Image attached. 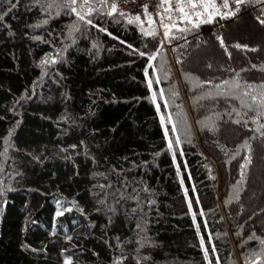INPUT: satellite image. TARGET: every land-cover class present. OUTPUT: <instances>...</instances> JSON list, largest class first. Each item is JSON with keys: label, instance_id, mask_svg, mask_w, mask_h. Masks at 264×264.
<instances>
[{"label": "trees", "instance_id": "1", "mask_svg": "<svg viewBox=\"0 0 264 264\" xmlns=\"http://www.w3.org/2000/svg\"><path fill=\"white\" fill-rule=\"evenodd\" d=\"M51 2L0 0V264H64L67 257L72 264H208L196 223L212 264L217 256L220 264H245L260 246L244 241L253 232L264 238V137L248 131L256 127L251 121L244 128L233 122L235 113L226 114L238 101L194 103L204 89L191 90L184 73L221 83L236 75L225 68H249L240 72L242 83L264 81V72L250 67L264 64V25L256 19L264 5H243L233 19L217 18L187 40L165 43L150 62L162 36H145L115 16L95 15L98 27L86 26L63 11H44ZM74 22L79 31L69 36ZM237 43L258 51L232 47ZM61 49L57 63L41 66ZM149 78L165 92L161 113H172L177 124L175 156ZM209 117L214 130L200 123ZM252 136L251 164L241 178L248 153L231 157Z\"/></svg>", "mask_w": 264, "mask_h": 264}, {"label": "snow or ice", "instance_id": "2", "mask_svg": "<svg viewBox=\"0 0 264 264\" xmlns=\"http://www.w3.org/2000/svg\"><path fill=\"white\" fill-rule=\"evenodd\" d=\"M37 2L39 3L40 0H37ZM127 2L128 0H52L51 3L47 4V6L42 5V7L46 12H49L53 8L56 9L57 17L63 11L67 15L74 16L76 21L82 22L84 25L92 27H98L93 23V19L91 18L95 15H106L108 17L115 16L117 17L116 22H119V18H124L127 20L128 24L136 25L143 35L153 39L161 36V32L157 29L158 22L159 29H162V38L156 39V44L154 45L156 50L151 54H147L148 61L154 62L160 56L165 43L187 40L188 34L199 30L202 25L216 22L217 17L220 19H228L230 17L236 16L243 5H264V0H156V12L154 18V15L148 11L147 4L141 5V12H137L135 14L124 12L119 7V5L121 3ZM132 2H136V0H132ZM14 6L15 5H13V7ZM142 16L144 19H142ZM2 18L3 17L0 16V19ZM256 19L261 25H264V8H261L259 14L256 16ZM42 23L47 24L48 20H43ZM145 24H147L149 27L146 28ZM39 26L40 25H34V27ZM69 27L71 29V31L68 33L69 36H72L73 32L79 31V24L75 22ZM99 31L104 32L106 29L99 28ZM109 35H111V33H109ZM35 39L41 40L42 37L38 36L35 37ZM217 39L219 40L220 46L224 49L229 59H231V53L228 51V46L225 45L223 37L218 36ZM121 43H123V41H121ZM93 47H96V45L93 44ZM128 47H131V45ZM181 47H183V45H181ZM232 47L240 50L253 52L258 51L256 48H248L247 45H241L239 43L232 45ZM65 50L66 49H61L56 53V56H53L51 53L48 54L41 60V66H50L57 63L58 60L56 57L61 56ZM133 51L138 50L133 49ZM139 55L143 57L146 55V53L139 51ZM177 62L182 63V61L179 59ZM207 67L211 68L212 65L208 64ZM250 67L251 69L258 68L259 71L264 72V64L259 66L256 64H251ZM148 68L155 70L156 65L154 63H149ZM224 70L235 72V78L232 80L225 79L221 83H216L215 80L211 78L201 80L198 76H194L191 73H184V79L190 85L191 90L195 91L196 89H204L201 94L193 98L194 103H199L205 99L216 100L217 98H223L226 102L238 101L239 107L230 105V110L226 114L231 118L232 114L235 113L236 119L233 122L241 125L244 128H247L249 121H251V123L255 124L256 127L254 129L249 128L248 131L258 133L259 137H264V123L260 122L261 119H264V81L260 83H249L247 80H244L242 83L240 72L249 71V68H241L240 72H236L234 68H225ZM148 75L149 74L146 71L145 76L147 77ZM167 78V71H165V79ZM160 83L161 77L156 75L155 84L159 85ZM147 86L151 90V101L155 105L157 112L160 113V123L164 127L165 136L168 138V148L169 150L173 151V156H175V148L181 144V138L179 135H175L177 132V124L173 121L172 113H161L158 99H163L165 92L163 89H159L157 92V90L153 88L152 78L147 80ZM213 89H215V91H213ZM178 95L179 93L173 89V98H177ZM168 104L169 101L164 99V105L166 108L168 107ZM177 107L182 106L178 105ZM249 113H253V115L249 116ZM210 121L211 117H209L206 121H201L200 123L206 127H212L214 130V125L210 124ZM168 125H171V133L173 134L172 136L169 135ZM255 139H257V136H252L249 139H245L240 145V148L236 149L235 154H233L231 157V159H235L242 149L246 150L248 153V155L245 157L244 163L239 167V174L241 178H243L248 165L251 164V144L249 141ZM220 149L225 156L229 155V152L231 151L222 145L220 146ZM182 154L183 152L181 149V155ZM181 183H183V180H181ZM100 187L104 186L100 185ZM234 191H236L235 188ZM185 192L187 193V189H185ZM2 194L3 193L0 192V195ZM100 202L103 203V200ZM231 202V200L225 201V203ZM196 203L197 205L199 204L198 198L196 199ZM188 208L190 211L193 208L191 200L188 201ZM66 211H71V209H66ZM81 211L83 210L81 209ZM63 215L64 211H58L56 213L57 217ZM199 216L201 218L204 217V210L202 208L199 209ZM196 217L197 213L193 211L192 218L194 222H196ZM203 226L205 231H208V220L206 218L203 219ZM140 227L141 226L138 224L137 228L139 229ZM196 231L200 238L199 242L200 247L203 250V255L208 261V264H212V260L209 258V249L205 244L204 235L200 232V223H196ZM216 235L217 239H219L220 234L217 233ZM237 235L239 236L240 234L237 233ZM211 236V232H208L209 242H211ZM71 239V236L67 237L68 241H71ZM251 240H255L260 247L259 251L251 250V254L245 257V264H264V238L257 236L253 232L244 242L247 243V241ZM143 246V242H141V247ZM211 251L213 254H215L217 251L216 245L214 243L212 244ZM145 259H147V257H145ZM64 264H72L71 258L67 257L64 261ZM116 264H122V261L117 259ZM216 264H220L218 256L216 258Z\"/></svg>", "mask_w": 264, "mask_h": 264}, {"label": "built area", "instance_id": "3", "mask_svg": "<svg viewBox=\"0 0 264 264\" xmlns=\"http://www.w3.org/2000/svg\"><path fill=\"white\" fill-rule=\"evenodd\" d=\"M142 4H147L148 5V11L150 13H152L154 15V18H155V12H156L155 4H156V0H136V2H132V0H128L127 3H121L119 5V7L126 13L135 14L137 12H141L142 11L141 10V5ZM240 11H241V9H240ZM240 11L236 14V16L240 13ZM236 16L230 17L228 19H222V20L226 21V20H229V19H233ZM142 19H144L143 16H142ZM145 26L149 27L147 24H145ZM157 29H158V31L161 32V36H162V29H159L158 22H157Z\"/></svg>", "mask_w": 264, "mask_h": 264}]
</instances>
